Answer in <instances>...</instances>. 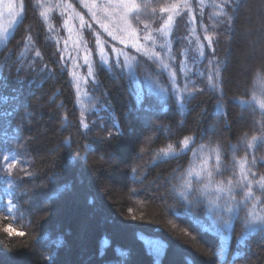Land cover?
Listing matches in <instances>:
<instances>
[{"label": "trees", "instance_id": "16d2710c", "mask_svg": "<svg viewBox=\"0 0 264 264\" xmlns=\"http://www.w3.org/2000/svg\"><path fill=\"white\" fill-rule=\"evenodd\" d=\"M17 1L0 37V264H264V66L243 35L264 43V0H135L139 38L173 12L169 39L128 69L96 64L86 100L61 2Z\"/></svg>", "mask_w": 264, "mask_h": 264}, {"label": "rangeland", "instance_id": "374dc122", "mask_svg": "<svg viewBox=\"0 0 264 264\" xmlns=\"http://www.w3.org/2000/svg\"><path fill=\"white\" fill-rule=\"evenodd\" d=\"M59 1L62 5L63 28L66 37L62 48L65 53L63 57L69 63L71 75L83 100L89 96L86 92L87 81L93 77L96 64L101 63L106 67H115L119 70L128 69L132 52L147 53L149 45L153 47L158 37L169 39L172 32L173 12L168 14L159 32L146 36L145 40L140 39L130 23V16L136 10L135 0ZM129 4L135 5L132 12L127 11ZM20 12L21 6L17 0H0V37L10 27L15 26ZM170 16L171 21L168 19ZM254 18V16L251 17L249 21L252 23ZM243 35L249 48L251 67H263L264 43L259 44L260 38L255 39L253 44L250 43L251 32L248 30ZM261 40L264 42V37ZM249 44L253 45L252 49ZM252 53H254V58L250 55ZM239 66L243 73H246L250 67L248 61L240 62ZM152 185L156 187L155 184Z\"/></svg>", "mask_w": 264, "mask_h": 264}, {"label": "snow or ice", "instance_id": "6c2138e0", "mask_svg": "<svg viewBox=\"0 0 264 264\" xmlns=\"http://www.w3.org/2000/svg\"><path fill=\"white\" fill-rule=\"evenodd\" d=\"M9 7H11V5H9ZM134 8H135V5L134 4H129V5H127V11L128 12H132L133 10H134ZM134 19H139V17L137 16V17H134ZM169 21H171L172 20V17L170 16L169 18ZM82 24H83V21H82ZM110 35H111V33H109ZM133 35H134V33H133ZM210 44H211V41H210ZM201 55H203V52H201ZM210 63H211V61H210ZM260 107L262 108V109H264V102H261L260 103ZM171 147V146H170ZM254 160H255V158H254ZM186 186L187 187H189V188H191L192 187V185H191V183L190 182H187L186 183ZM261 188L262 189H264V184H261ZM193 191H195V189H193ZM185 198H187V197H185ZM8 231L11 233L12 231H13V229H8ZM18 235H23V233H17Z\"/></svg>", "mask_w": 264, "mask_h": 264}]
</instances>
